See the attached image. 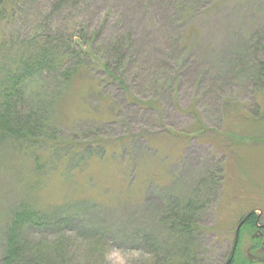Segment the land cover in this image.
<instances>
[{
  "label": "rangeland",
  "instance_id": "obj_1",
  "mask_svg": "<svg viewBox=\"0 0 264 264\" xmlns=\"http://www.w3.org/2000/svg\"><path fill=\"white\" fill-rule=\"evenodd\" d=\"M52 1L0 22V78ZM54 20L65 37L94 35L95 53L54 100L44 95L60 148L36 150V165L0 146V264L10 210L27 198L84 205L68 224V264H166L164 210L189 201L199 205L190 264H225L235 242L241 261L264 264V0H82ZM125 36L120 81L100 60ZM250 212L259 226L236 236Z\"/></svg>",
  "mask_w": 264,
  "mask_h": 264
},
{
  "label": "trees",
  "instance_id": "obj_2",
  "mask_svg": "<svg viewBox=\"0 0 264 264\" xmlns=\"http://www.w3.org/2000/svg\"><path fill=\"white\" fill-rule=\"evenodd\" d=\"M30 1L0 0V22L5 21L13 27L12 22L20 6L27 4L25 6L28 7ZM81 3L82 0H53L48 8L42 9L41 24L38 27L40 33L36 32L33 36L28 35L21 39V51L16 54L13 66L7 68L0 78V146L7 142L16 154H36V165V150L46 147L52 152L64 144L58 133L56 135L60 140L51 133L54 129L51 130L48 121L52 105L49 102L47 104L44 95L48 92L49 100H54L55 96L61 94L63 86L74 83L81 76L78 77L85 66L80 60L95 53L96 37L86 32L87 30L75 39L53 30L55 14L66 7H77ZM125 38L116 37L114 43H109V53L106 52L100 60L106 74L111 78L117 77L120 81L124 47L129 46L128 38ZM260 47L263 60L257 76L264 85V44H260ZM112 56H116L113 63ZM137 102L138 107L153 106L154 103ZM65 145L75 147L70 143ZM32 185L37 186V181ZM198 210L196 201L165 208L169 229L168 245L171 251L162 258L166 260V264L196 262L194 241L197 228L194 224L197 222ZM85 212L84 205L80 204L41 208L35 200H23L10 210L1 264H68L71 246V238L67 233L70 232L67 230L70 227L68 224L77 215L84 216ZM257 222L258 216L254 212L248 213L240 231L245 228L254 230L259 226ZM262 228L264 234V226ZM59 230L62 234L52 240L32 238L59 233ZM33 231L39 235H32L30 232ZM262 242L264 243V238ZM238 248L236 242L225 264H248L239 259Z\"/></svg>",
  "mask_w": 264,
  "mask_h": 264
}]
</instances>
